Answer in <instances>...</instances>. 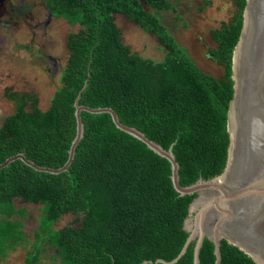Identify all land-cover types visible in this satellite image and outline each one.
<instances>
[{"label": "trees", "instance_id": "1", "mask_svg": "<svg viewBox=\"0 0 264 264\" xmlns=\"http://www.w3.org/2000/svg\"><path fill=\"white\" fill-rule=\"evenodd\" d=\"M44 1L51 15L77 29L68 35V58L47 108L35 94L8 93L14 110L0 124V163L23 153L40 166H63L77 132L80 95L79 104L112 107L123 123L166 149L173 145L182 185L224 170L233 53L246 0H232L235 14L214 31L219 47L211 53L225 67L222 77L201 70L144 5L166 9L172 7L170 0ZM116 13L155 32L169 47L164 58L132 52L122 40ZM81 115L84 134L67 170L40 171L21 159L0 168V260L26 238L27 210L16 207L19 200L43 205L26 264L37 261L45 246L54 251L53 264L171 261L187 240L184 220L195 194L180 195L169 160L119 129L110 113L82 110ZM64 215L74 220L57 228ZM194 245L172 264H193ZM214 262V244L205 238L199 264ZM221 264L258 263L222 239Z\"/></svg>", "mask_w": 264, "mask_h": 264}, {"label": "water", "instance_id": "2", "mask_svg": "<svg viewBox=\"0 0 264 264\" xmlns=\"http://www.w3.org/2000/svg\"><path fill=\"white\" fill-rule=\"evenodd\" d=\"M232 79L234 93L228 111V157L224 170L214 177L182 185L173 145L166 149L137 127L123 123L112 107L79 104L80 95L75 101L77 132L63 166H40L25 154L17 153L0 163V168L21 159L36 170L65 171L84 134L81 111L110 113L119 129L169 160L173 186L180 195L195 194L184 220L189 234L179 254L171 261L159 258L142 264L175 263L192 241H195L193 264H199L205 238L214 244V264H221L222 239L237 246L258 264H264V0H246L243 26L233 53Z\"/></svg>", "mask_w": 264, "mask_h": 264}, {"label": "rangeland", "instance_id": "3", "mask_svg": "<svg viewBox=\"0 0 264 264\" xmlns=\"http://www.w3.org/2000/svg\"><path fill=\"white\" fill-rule=\"evenodd\" d=\"M170 3L172 7L166 9L148 2L144 5L201 70L222 77L225 67L211 53L219 47L214 31L232 18L237 6L232 0ZM115 21L132 52L153 60L164 58L169 47L155 32L123 13H116ZM76 29L64 18L51 15L44 0H0V124L14 110L9 92L35 94L42 108L49 106L68 58V35ZM15 204L27 210L22 227L26 238L9 250L0 264H26L42 215L41 204L19 200ZM73 220L72 215H64L55 226L60 228ZM53 254V250L43 247L41 257L33 264H53Z\"/></svg>", "mask_w": 264, "mask_h": 264}]
</instances>
